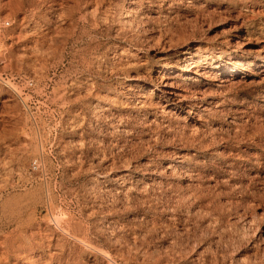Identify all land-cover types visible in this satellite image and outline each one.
I'll return each instance as SVG.
<instances>
[{
    "label": "rangeland",
    "instance_id": "374dc122",
    "mask_svg": "<svg viewBox=\"0 0 264 264\" xmlns=\"http://www.w3.org/2000/svg\"><path fill=\"white\" fill-rule=\"evenodd\" d=\"M0 264H264V0H0Z\"/></svg>",
    "mask_w": 264,
    "mask_h": 264
},
{
    "label": "bare ground",
    "instance_id": "6f19581e",
    "mask_svg": "<svg viewBox=\"0 0 264 264\" xmlns=\"http://www.w3.org/2000/svg\"><path fill=\"white\" fill-rule=\"evenodd\" d=\"M54 50V49H53ZM51 51V50H50ZM54 52V51H53ZM51 53V52H50ZM201 61V60H200ZM202 63V62H201ZM173 66V65H172ZM200 62L199 60H197L196 58H193L191 56V58L189 59V61L183 66L181 67L179 70H180V73H192L195 75V77H202V73L200 72ZM166 73L168 75H172V74H176L178 73V70L176 71L175 68H168V69H165L162 71V73ZM228 72L230 73L229 76H233L235 73H237L238 71L237 70H228ZM227 72V73H228ZM161 73V74H162ZM205 73V72H204ZM204 76V75H203ZM223 77V76H222ZM161 80H163V91L165 93L168 94V102H174L176 101L175 97L178 96L179 92H178V88L170 82V77L169 76H166L165 78H162ZM227 81V78L226 79H222L221 82H226ZM214 82V81H213ZM181 95V94H180ZM145 102V101H144ZM184 157V156H183ZM184 160V159H183ZM57 219V218H56ZM54 221V220H53ZM56 222V221H55ZM58 222V221H57ZM59 228V227H58ZM63 231V230H62ZM69 235V234H68ZM54 246V245H53ZM109 259V258H108Z\"/></svg>",
    "mask_w": 264,
    "mask_h": 264
}]
</instances>
